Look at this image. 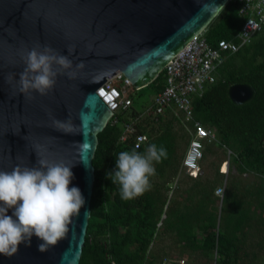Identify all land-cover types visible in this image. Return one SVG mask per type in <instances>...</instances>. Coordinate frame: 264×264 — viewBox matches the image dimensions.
<instances>
[{"label": "water", "instance_id": "1", "mask_svg": "<svg viewBox=\"0 0 264 264\" xmlns=\"http://www.w3.org/2000/svg\"><path fill=\"white\" fill-rule=\"evenodd\" d=\"M229 1L0 0V264H80L113 114L98 88L148 86Z\"/></svg>", "mask_w": 264, "mask_h": 264}, {"label": "trees", "instance_id": "2", "mask_svg": "<svg viewBox=\"0 0 264 264\" xmlns=\"http://www.w3.org/2000/svg\"><path fill=\"white\" fill-rule=\"evenodd\" d=\"M242 5L230 0L212 20L206 33L210 44L237 40L246 21ZM166 82L163 70L148 87L156 96ZM239 82L257 88L256 98L240 106L228 92L230 85ZM193 106L195 118L216 134L206 143L204 158L215 153L212 143H218L225 153L230 150L229 163L237 171L229 175L223 197L215 194L226 173L219 166L227 160L219 157L217 165L212 163L215 177L191 175L179 184L178 195L169 199L167 183L183 169L188 132L183 126L174 131V120L167 116L164 132L155 137L151 133L158 130V122L144 118L138 127L149 133L150 142L136 146L135 134L122 141L123 123L129 114L137 113L133 106L122 108L116 113L119 123L109 121L98 134L92 214L80 264H158L162 255L152 254L150 247L167 237L193 251L195 255L182 254L194 264L202 257L209 264L264 260V29L252 43L228 56L216 81L194 97ZM149 160L155 164L157 180L146 173ZM247 173L254 179L245 182Z\"/></svg>", "mask_w": 264, "mask_h": 264}, {"label": "built area", "instance_id": "3", "mask_svg": "<svg viewBox=\"0 0 264 264\" xmlns=\"http://www.w3.org/2000/svg\"><path fill=\"white\" fill-rule=\"evenodd\" d=\"M239 1L243 2L240 12L246 15V21L237 35V40L221 39L217 45H212L205 30L196 34L165 66L166 86L158 93L156 105L149 111V114H162L170 110L182 123H193L192 138L183 163L191 175L196 177L202 171L201 161L204 158L206 142L215 140L216 134L195 119L194 97L201 96L216 81L220 67L231 53H236L252 43L255 35L264 29V0ZM131 85L132 82L120 72L107 79L97 90L113 110L109 120L113 124L119 120L116 113L133 103L132 97L126 91ZM130 134L136 135V146L149 140L148 134L139 132L133 122L126 125L121 140L125 141ZM224 191L225 187L220 186L217 193L223 196ZM181 262L183 264L185 260ZM161 264L170 263L165 260Z\"/></svg>", "mask_w": 264, "mask_h": 264}, {"label": "rangeland", "instance_id": "4", "mask_svg": "<svg viewBox=\"0 0 264 264\" xmlns=\"http://www.w3.org/2000/svg\"><path fill=\"white\" fill-rule=\"evenodd\" d=\"M126 91L128 92L129 95H133L134 97V101H135V107L140 111V112H143V113H147L150 111V108H152V101L153 100H156V97L154 96V92H153V88L151 87H148V86H145L143 88H140V89H137L135 88L133 85H131L130 87H127L126 88ZM118 113V112H117ZM154 120V118H151L150 120ZM180 125H178L176 127L179 128ZM189 135V134H188ZM188 138H190L188 136ZM187 139V138H186ZM169 140V139H167ZM212 147L215 151L214 154H208V156L206 157V159L204 158L203 161H201V165H202V171L201 173L198 175L199 176H204L206 177V175H213V177H215V172H214V169L212 167V163L213 161H215L214 163L217 165V163H219L221 160L219 159V157H223V159L225 160H228L229 161V157H230V150L227 151V153H225V148L224 147H221L218 143H212ZM226 165V169L224 170L223 167ZM154 168H155V165L154 163H152L150 160L148 161L147 163V171L146 173H148V177L149 178H154L153 180H157L158 177L156 175H154ZM219 170L221 171H225V175L223 176V182L222 184H220V186H226L227 185V180H228V177L230 174H236L237 171L235 169L234 166H230V163L228 162L227 163H224V161L221 162L220 166H219ZM193 176V175H192ZM217 176V175H216ZM188 177H191V173L184 167L182 169V171L174 178H172V180L170 182L167 183L168 187L171 188V189H167V195L169 196V199H172L174 198L176 195H178V190L180 187V185H183L182 181L184 179H187ZM243 178L245 179V182L247 181H251L252 179H254V175L251 174V173H247V174H244L243 175ZM150 187L153 186L152 185H149ZM217 187L216 189V192L215 194L219 195L220 197H223L222 194H218L217 191L219 189V187ZM181 189V188H180ZM181 192V190H180ZM169 205L166 206V209H168ZM163 220L162 219V223L159 225V227H161V225L163 224ZM169 238H164V240H160L159 241V244L160 245H163L164 242L167 243V245H169ZM175 248H178V246H174ZM173 251H175L176 253L177 252H180V253H189L192 252L194 255L195 253L191 250H189L188 247H181L179 250L178 249H174ZM174 255H176L174 252H172ZM173 255H170L168 257H172ZM165 257V256H164ZM163 257V258H164ZM176 257V256H175ZM184 256L179 255V259H182ZM173 258V257H172ZM261 258L264 259V257L262 256L261 254ZM205 257H202V258H199L196 260V264H209V262L205 261ZM163 262V261H162ZM161 262V263H162ZM169 262V260L167 261ZM159 264V263H158ZM185 264H191V260L188 259V257L186 258V261H185ZM260 264H264V260H262V262Z\"/></svg>", "mask_w": 264, "mask_h": 264}, {"label": "crops", "instance_id": "5", "mask_svg": "<svg viewBox=\"0 0 264 264\" xmlns=\"http://www.w3.org/2000/svg\"><path fill=\"white\" fill-rule=\"evenodd\" d=\"M205 32L207 33V28L205 29ZM220 70V69H219ZM167 83V82H166ZM166 86V85H165ZM164 89V88H163ZM162 89V90H163ZM161 90V91H162ZM160 91V92H161ZM157 96V95H156ZM155 96V97H156ZM133 103H132V105L131 106H129L128 108H125V109H131L132 108V106L134 107V109L136 110V112L137 113H132V114H129V116H128V119H127V121H125L124 123H123V125L125 126L124 128L126 129V125L127 124H129V123H134L135 125H136V127L138 128V131H139V123L141 122V121H143V120H145L144 118H147L148 119V121H154L153 119L152 120H150L151 118H154L155 119V122H158V126H157V128L156 129H158L154 134H152L151 133V135H155V137L156 136H159V135H161L163 132H164V126L166 125V122H167V116H170V118H168V119H173L174 120V122L171 124L173 127H174V131H179L180 130V128L183 126L185 129H186V131L188 132V134H189V141H188V148H189V145H190V141H191V138H192V129H193V123H182L181 121H180V118L179 117H177L176 115H175V113L174 112H172V111H170V110H167V111H165L164 113H162V114H149V112H147L146 114L145 113H143V112H140L136 107H135V101H134V97H133ZM194 101V100H193ZM156 105V100H153L152 101V108L154 107ZM193 108H194V106H193ZM194 116H195V113H194ZM137 117H139V118H137ZM119 118V117H118ZM131 119H133L132 121H131ZM196 119V118H195ZM146 122V121H145ZM144 122V126H147L146 125V123ZM118 123H119V120H118ZM163 123H165V124H163ZM163 124V125H162ZM178 125H180V127L179 128H177L176 129V127L178 126ZM140 132V131H139ZM143 133H146V132H143ZM147 134H148V136H149V140H148V142H146V144L147 143H149L150 142V140H151V137H150V135H149V133L147 132ZM207 143V142H206ZM188 148L184 151V153H183V155H182V166H183V168L185 167L184 166V163H183V161H184V158H185V156H186V153H187V151H188ZM153 149V148H152ZM203 160V159H202ZM228 160L227 161H225L224 163H227L228 164ZM155 165V164H154ZM186 168V167H185ZM193 177H196V176H193ZM198 177V176H197ZM163 217H166V214L163 216ZM162 223V221L159 223V225ZM160 240H164V238L163 239H158V240H156L155 241V243H153L152 245H151V247H150V251H151V253L152 254H157V255H162V259L160 260V262H158L159 264H161V261L163 260V261H165V260H169V263L170 264H182V262H181V260H185L186 261V258H187V256H185V255H183L182 253H180V252H175V251H173L174 249H180L181 248V243L179 242V241H176V242H174L173 243V241H171V240H169V245H167V243L166 242H164V244L163 245H160L159 244V241ZM174 246H178V248H175ZM172 252H174L176 255H174ZM182 254V256H184L182 259H179V258H177V257H179V255H181ZM170 255H173L172 257H168V256H170ZM165 256V257H164ZM176 256V257H175ZM164 257V258H163ZM189 260H191L190 258H188ZM163 263V262H162ZM183 264H185V263H183ZM191 264H194V262H192L191 261Z\"/></svg>", "mask_w": 264, "mask_h": 264}]
</instances>
